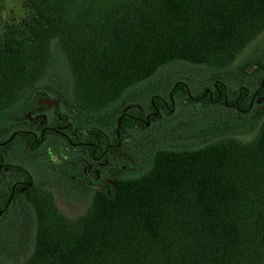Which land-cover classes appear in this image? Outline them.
<instances>
[{"label": "trees", "instance_id": "obj_1", "mask_svg": "<svg viewBox=\"0 0 264 264\" xmlns=\"http://www.w3.org/2000/svg\"><path fill=\"white\" fill-rule=\"evenodd\" d=\"M24 2L27 16L6 26L0 43V135L37 91L61 94L101 133L125 108L156 105L161 84L180 81L192 97L213 84L250 96L264 79V0ZM178 92L187 95L182 85ZM209 108L185 125L190 143L203 144L160 143L143 163L133 148L139 130L122 117L129 177L92 194L75 217L34 189L20 214L29 220L0 258L22 243L30 250L17 264H264V100L239 119ZM150 123L148 142L171 129Z\"/></svg>", "mask_w": 264, "mask_h": 264}, {"label": "flooded vegetation", "instance_id": "obj_2", "mask_svg": "<svg viewBox=\"0 0 264 264\" xmlns=\"http://www.w3.org/2000/svg\"><path fill=\"white\" fill-rule=\"evenodd\" d=\"M178 85L187 95L175 94ZM263 85L264 79L250 96L248 91L243 96L241 90L229 92L213 84L192 97L180 81L166 88L161 84L162 90L154 96L156 105L151 103L147 110L144 99L130 114L131 107L125 108L116 127L101 133L88 130L82 115L61 94L37 91L27 108L16 111L6 124L8 132L0 135V225L15 216L28 220L20 214L28 210V196L34 189L51 194L57 204L61 199L87 203L95 192L109 194L119 177H129L135 164L127 128H120L122 117L128 115L134 131L145 130L151 119L162 122L184 112L190 98L197 107L212 106L239 119L263 102L264 97H258ZM205 98L207 103L201 104Z\"/></svg>", "mask_w": 264, "mask_h": 264}, {"label": "rangeland", "instance_id": "obj_3", "mask_svg": "<svg viewBox=\"0 0 264 264\" xmlns=\"http://www.w3.org/2000/svg\"><path fill=\"white\" fill-rule=\"evenodd\" d=\"M27 14H28V9L25 6L24 0H0V43L5 33L6 26L13 24V23H19L22 18L27 16ZM55 53H58L57 49L55 52H53V55H52L54 56V63L57 61V58H58V56H56ZM60 66L62 65L59 64L58 67ZM64 69L59 68L61 72L62 71L64 72L65 71ZM199 74H202V73H199ZM195 79L201 80L202 78L197 77ZM183 110L184 112H176L175 114L173 113L174 114L173 117L164 118L163 123L161 122L160 126L165 127L167 124H170L171 129L166 133L162 132L160 135L156 136L155 138L151 137V140L153 142H148V135L146 133L144 134V130L142 129L139 130L138 132L139 135H137L136 137L137 140H135L136 142L135 141L133 142L134 152H137L138 154H140L139 159L137 158L138 162L141 163L143 159L146 158L149 150H154L160 145H163L167 148H187V147H194L197 144H203L205 142L203 141L202 143H190L192 141L195 142L196 139L194 138V135H191L192 133H189L190 130L188 131L185 129V125H187L188 128H189V125L192 126L191 124H192L193 119L199 120L200 117L202 119L203 117L202 115L205 112V110L202 107H198L197 110H193L189 106L187 107V105L185 108H183ZM150 124L148 125V128L150 127ZM178 129H180L181 131H176ZM251 136H253L252 133H249V134L240 133L238 135V137L241 138L242 140H247ZM138 171L139 170L134 172L133 175H136L137 173H139ZM85 204L86 203H83V202H75L73 201V199L72 201H65L64 199H61V201H58V208L64 214L70 217H75L81 214L85 210V206H86ZM27 217L29 220V216ZM30 219H31V226H30V229H28V233L31 234L32 225H33L31 216H30ZM21 220H22L21 217L15 216L13 219H9L0 225V249H2L1 248L2 246L13 244L17 241L18 230L19 228H21V223H22ZM27 227H28V224H27ZM12 232L14 233L12 234ZM22 242H26V240H23ZM29 250H30L29 245H24L22 243H19L18 245L15 244L14 247H11L8 250V251H11V253L3 254L0 259L3 264H17L18 261L21 258H23L22 255L23 254L26 255L29 252Z\"/></svg>", "mask_w": 264, "mask_h": 264}]
</instances>
